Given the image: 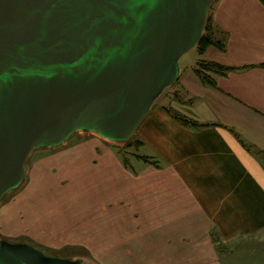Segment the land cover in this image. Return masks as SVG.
<instances>
[{
    "label": "water",
    "instance_id": "water-1",
    "mask_svg": "<svg viewBox=\"0 0 264 264\" xmlns=\"http://www.w3.org/2000/svg\"><path fill=\"white\" fill-rule=\"evenodd\" d=\"M211 1L0 2V189L30 142L75 123L133 128L144 92L169 80L165 57L197 35Z\"/></svg>",
    "mask_w": 264,
    "mask_h": 264
},
{
    "label": "crops",
    "instance_id": "crops-1",
    "mask_svg": "<svg viewBox=\"0 0 264 264\" xmlns=\"http://www.w3.org/2000/svg\"><path fill=\"white\" fill-rule=\"evenodd\" d=\"M208 16L224 50L209 47L203 57L231 70L212 73V87L186 64L175 82L185 95L170 103L203 126L152 105L138 135L140 150L154 155L139 154L149 162L138 159L139 178L125 180L130 218L181 252L211 251V235L264 240V5L212 0ZM195 257L189 264H213L211 255Z\"/></svg>",
    "mask_w": 264,
    "mask_h": 264
},
{
    "label": "rangeland",
    "instance_id": "rangeland-1",
    "mask_svg": "<svg viewBox=\"0 0 264 264\" xmlns=\"http://www.w3.org/2000/svg\"><path fill=\"white\" fill-rule=\"evenodd\" d=\"M0 2L7 7L11 0ZM208 19L207 12L197 35L165 57L169 80L144 92L140 107L146 98L148 106L133 128L75 123L57 141L28 144L0 189V264H189L203 255H211L213 264H264L259 236L223 243L211 235V251H175L163 237L145 234L143 220L130 218L126 208V181L139 178L138 166L131 167L142 162L139 154L154 155L150 147L140 150V123L152 105L173 112L172 100L185 95L175 86L181 67L194 71L198 62H212L198 54Z\"/></svg>",
    "mask_w": 264,
    "mask_h": 264
},
{
    "label": "trees",
    "instance_id": "trees-1",
    "mask_svg": "<svg viewBox=\"0 0 264 264\" xmlns=\"http://www.w3.org/2000/svg\"><path fill=\"white\" fill-rule=\"evenodd\" d=\"M263 5H264V0H259ZM205 35H203L201 37V39L198 42V54L199 56H203V54L205 53V51L209 48V47H214L218 50H224V46H223V42L220 38H216L215 37V29L213 27V24L210 20V18L208 19V23H207V27L205 29ZM198 67L194 69V73L199 77V79L204 83L207 84L209 86H215V81L214 78L212 76V73L216 74V73H225L229 70H231V68H227L224 67L220 64H217L215 62H198ZM202 69H206V71H202ZM169 114H171L175 119H177L180 123H182L185 126H189V127H193V128H197L203 125L197 124L193 121H191L190 119L179 115L177 113L171 112L169 111ZM138 159H141L145 162H149V158L148 157H142V156H138Z\"/></svg>",
    "mask_w": 264,
    "mask_h": 264
}]
</instances>
